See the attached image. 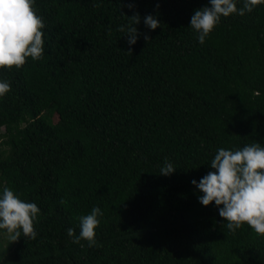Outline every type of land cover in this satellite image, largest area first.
Returning <instances> with one entry per match:
<instances>
[{
    "label": "trees",
    "instance_id": "trees-1",
    "mask_svg": "<svg viewBox=\"0 0 264 264\" xmlns=\"http://www.w3.org/2000/svg\"><path fill=\"white\" fill-rule=\"evenodd\" d=\"M0 232V264H264V0H0Z\"/></svg>",
    "mask_w": 264,
    "mask_h": 264
},
{
    "label": "rangeland",
    "instance_id": "rangeland-1",
    "mask_svg": "<svg viewBox=\"0 0 264 264\" xmlns=\"http://www.w3.org/2000/svg\"><path fill=\"white\" fill-rule=\"evenodd\" d=\"M53 119L54 122L57 121V116H54ZM8 235L12 238L11 244L14 242V235L12 233L0 234V251H5L6 246L10 243Z\"/></svg>",
    "mask_w": 264,
    "mask_h": 264
}]
</instances>
